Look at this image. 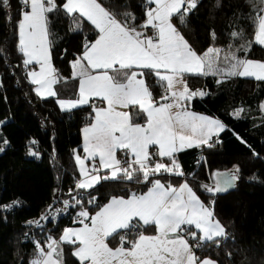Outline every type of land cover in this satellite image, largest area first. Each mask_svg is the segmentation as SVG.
Masks as SVG:
<instances>
[{
	"label": "trees",
	"instance_id": "obj_1",
	"mask_svg": "<svg viewBox=\"0 0 264 264\" xmlns=\"http://www.w3.org/2000/svg\"><path fill=\"white\" fill-rule=\"evenodd\" d=\"M65 1L56 0L60 10L48 13L52 63L60 78L57 95L50 98L35 92L19 51L18 24L27 6L23 0L0 5V206L12 205L9 209L0 208V264H30L37 254L36 242L46 249L49 238L58 240L66 228L81 225L77 222L80 211L92 215L113 197L144 193L157 179L173 186L186 180L225 228L226 238H216L195 249L201 260L264 264V81L231 77L218 82V76L186 74L184 80L190 90L207 93L187 101L186 106L215 117L226 126L218 140L210 143L211 147L206 145L176 156L183 177L161 172L150 175L147 182H138L135 174L133 180H126L120 178L121 173L91 189L79 188L81 203L68 216L55 221V212L65 201L74 200L81 180L75 161V152L82 145L81 131L93 120L94 108L104 107L93 100L63 111L58 104L60 99L77 98L73 62L84 53L87 44L98 38V31L84 18L82 30H72V17L61 7ZM101 2L121 19L125 11L134 13L137 25L146 19L145 7H151L145 5V0ZM258 11L250 0H199L184 23L177 17L172 22L200 55L209 47L225 51L231 47L241 59L264 61V48L255 43L251 18ZM233 31L242 32V37L233 39ZM143 73L154 100L161 102L165 89L159 78L149 69ZM238 109L244 110L239 118L235 115ZM132 113L135 116L137 110L132 109ZM135 121L142 122L143 118ZM158 161L170 165L168 158ZM237 167L235 187L221 193L205 191L203 185L211 186L217 172L232 173ZM93 197L94 202L90 203ZM45 216L48 218L42 219ZM28 221H39L42 227L29 225ZM145 233H154V228L148 227ZM108 244L119 246V237H110ZM73 247L64 245V264H80Z\"/></svg>",
	"mask_w": 264,
	"mask_h": 264
},
{
	"label": "snow or ice",
	"instance_id": "obj_2",
	"mask_svg": "<svg viewBox=\"0 0 264 264\" xmlns=\"http://www.w3.org/2000/svg\"><path fill=\"white\" fill-rule=\"evenodd\" d=\"M198 2L145 0V5L154 7H145L146 19L139 25L135 23L134 13L125 11L123 19H117V14L105 8L99 0H66L62 4L64 13L72 17L73 31L82 30L81 18H86L98 30V38L85 46L83 55L72 65L74 75L79 78V98L60 101L61 107L87 104L90 97H99L107 102L106 108H94L95 123L84 129V152L93 160L98 156L99 165L93 163L89 170L85 159L76 156L80 174L85 177L77 183L78 188L91 189L101 179H116L119 173L123 174L120 178L126 180H133L135 174L138 182H147L150 175L161 172L185 175L175 154L186 148L208 144L214 134L218 136L226 128L217 119L188 110L186 101L196 96L204 97L207 93L190 90L184 80L186 74L219 76L221 80L218 82L233 76L264 81V62L241 59L231 47L228 51L209 47L203 55L192 48L172 20L177 17L184 23ZM8 3L9 0H0V5ZM23 3L30 10L23 13L18 24L19 51L25 57V66L33 63L40 66L38 72L28 73L31 82L38 85L37 94L54 96L56 93L52 86L60 78L50 61L48 13L60 9L56 0H23ZM250 3L259 10L251 17L255 26L254 40L264 45V0H250ZM148 28L152 29L151 36L143 31ZM212 37L215 39V33ZM231 37L240 39L242 32L233 31ZM97 69L103 71L93 74L92 70ZM135 69L151 70L165 89L161 99L171 102L159 103L158 106L153 103L145 81L137 78L143 77V71ZM177 85H181L182 90H175ZM132 105H138L146 113L144 126L132 123L128 112L117 110L118 107ZM261 109L264 110V105ZM242 111L238 109L235 112L237 118ZM152 145L157 148L150 155L149 147ZM118 150H127L126 155L130 158L126 161L117 159ZM31 154L36 155L35 152ZM153 156L167 157L170 165L153 160ZM100 169H109L110 174L102 177L94 174ZM235 172H239L238 167ZM235 172H217L215 185H203L205 191H227L238 178ZM152 185L145 195L132 194L129 199L113 197L94 216L90 217L85 210L80 211L77 222L83 227L66 229L60 241L49 238L47 250L36 242L37 254L30 264H64L62 243L75 246L73 255L80 264H216L209 258L201 260L195 252L217 237L226 238V230L214 218L211 206H205L187 181L179 187H172L157 179ZM94 199L89 202H94ZM80 203L81 200H75V204ZM64 204L65 208L74 206L68 201ZM11 207L0 206L3 209ZM51 211L49 209V213ZM34 223L42 227L39 221H28L29 225ZM145 226H155L157 234L145 235L139 230ZM193 227L201 234L199 239ZM185 233L196 241L194 245L185 238ZM130 235L135 238L129 239ZM113 236L119 237L120 244L116 248L109 247L106 242ZM125 244L129 247L126 248Z\"/></svg>",
	"mask_w": 264,
	"mask_h": 264
},
{
	"label": "crops",
	"instance_id": "obj_3",
	"mask_svg": "<svg viewBox=\"0 0 264 264\" xmlns=\"http://www.w3.org/2000/svg\"><path fill=\"white\" fill-rule=\"evenodd\" d=\"M99 2H100L105 8H107V7L101 2V0H99ZM65 3H66V1H65ZM149 7H150V6H149ZM151 7H154V5H151ZM107 9H108V8H107ZM29 10H30V9H28V7H27L25 11H29ZM108 10H109V9H108ZM25 11H24V12H25ZM84 19L87 20L86 18H84ZM117 19H121V17H120L119 15H117ZM144 21H145V20H144ZM144 21H143V22H144ZM88 22H89V21H88ZM143 22H142V23H143ZM89 23H90V22H89ZM90 24H91V23H90ZM91 25H92V24H91ZM92 26H93V25H92ZM93 27H94V26H93ZM97 31H98V30H97ZM143 31L145 32V35H147V36H151V35L153 34L151 28L144 29ZM258 45H259V44H258ZM260 46L264 48V45H260ZM82 55H83V54H82ZM82 55H81V56H82ZM81 56H79L78 58H80ZM24 58H25V57H24ZM78 58H77V59H78ZM77 59H76V60H77ZM76 60H75V61H76ZM50 61H51V65H52V67L54 68L53 63H52V57H51V48H50ZM75 61H74L73 63H75ZM253 61H257V60H253ZM259 62H264V61H259ZM83 63H86V62H83ZM27 67H28V73H29L30 71H37V72H38L39 69H40V66H39L38 64H35V63L30 64V65H28ZM54 69H55V68H54ZM135 70H136V71H143V70H145V69H135ZM92 71H93V74H100L103 70H99V69H97V70H92ZM160 71H161V73L163 74L164 70L161 69ZM109 74H112L111 71H109ZM56 75H57V73H56ZM73 77H74L76 80H78V89H79V78H78L77 76L74 75V70H73ZM218 77H219V76H218ZM233 77H240V78H244V79H252V80H256V79L253 78V77H242V76H233ZM137 78H138V79H141V78H142V79L145 81L146 86L148 87L147 82H146L144 76H143V77L138 76ZM219 78H221V77H219ZM29 80H30V82H31V77H30V76H29ZM257 81H258V80H257ZM31 83H32V82H31ZM32 84H33V83H32ZM33 85H34V89H35V92H36V88L38 87V85H35V84H33ZM56 85H57V83L54 84V85L52 86V87H53V90L55 91V93H56ZM148 89H149V87H148ZM149 91H150V89H149ZM150 92H151V91H150ZM36 93H37V92H36ZM151 94H152V93H151ZM37 95H38V94H37ZM56 95H57V93H56ZM56 95H54V96H53V95H47V94L45 93V94H43V95H39V96L42 97V98H50V97H56ZM78 98H79V93H78V96H77L76 99H60V100H58V104H59L60 108H61L63 111H71V110L76 109V108H78V107H81V106L87 105V104H89V103H90L91 101H93V100H97V101H100L101 103H103V104H104V107H103V108H106V107H107V102H106V101H103V100H102L101 98H99V97H90V98H89V102H88L87 104H80V105H77L76 107H73V108H67V107L62 108V107H61L60 101H69V100L75 101V100H77ZM152 100H153V103H157V106L159 105V103H170V102H171V100H162L161 102H157V101L154 100L153 95H152ZM185 103H186V105H187V101H186ZM132 109L137 110V114H136L135 116H133ZM117 110H118V111H126V112H128V113H129V116H130V119H131V122L134 123V124H135V123H139V124H141L142 126H144V125L146 124V120H147L146 113H144L142 110H140L138 105H132V106H129L128 108H119V107H118ZM188 110H190L191 112L196 113V114H198V115H203V116H207V117H209V118L217 119V118H215V117H211V116L206 115V114H202V113L195 112V111H193V110H191V109H188ZM173 111H175V109H174ZM137 116L142 117V118H143V121H142V122H136V121H135V118H136V119H137V118H140V117H137ZM217 120H219V119H217ZM219 121H220V120H219ZM94 123H95V114H94V117H93V120L91 121V123H89L88 125H86V126L83 127V129H82V131H81V135H82V145H81L80 150H77V151L75 152V161H76V156L79 155L82 159H85V166H86L87 168H89V170H91L93 163L99 165V157H98V156L95 158V160H93V159H91V158H87V154L84 152V145H85L84 129H85L86 127H90V126H91L92 124H94ZM225 129H226V128H225ZM223 132H224V131L220 132L218 136L214 134V135L212 136L211 140H209V143H208V144H202V145H200L199 147L186 148V149H184V150H182V151L176 153L175 156H177L179 153H182V152H185V151H188V150H192V149H196V148H201V147H203V146L209 145L210 143H212V142L218 140L219 136H220ZM156 148H157V146H155V145H152V146L149 147V153H150V155L156 150ZM126 152H127V150H118L117 153H116V158L119 159V160H124V161L128 160L130 157H129L128 155H126ZM152 159H153V160H161V159H167V157L160 158V157H155V156H153ZM76 164H77V162H76ZM77 167H78L79 174H80V169H79V165H78V164H77ZM224 173H229V172H224ZM94 174L100 175V176L102 177V176H104L105 174H110V170H109V169H100V171H99L98 173H94ZM120 174H121V173H119L118 176H119ZM229 174H232V173H229ZM80 178H81L80 181H82L83 179H85V177L81 176V174H80ZM109 179H111V178H109ZM216 179H217L216 176H214V177H213V182H212V185H211V186H214V185H215V183H216ZM220 179L223 180V177H221ZM237 180H238V179H235V180L233 181L232 186L229 187L228 190L234 187V185L237 183ZM101 181H103V179H101ZM101 181H100V182H101ZM185 181H186V180H184L183 182H185ZM100 182H99V183H100ZM183 182H182V183H183ZM99 183H96L95 186L98 185ZM161 183H164V182L161 181ZM182 183H181V184H182ZM164 184L168 185L167 183H164ZM181 184H179L178 186H173V185H171V186H172V187H179ZM152 186H153V185H152ZM152 186H151V187H152ZM189 186L193 189V187H192L190 184H189ZM151 187H150L147 191H145L144 193H142V194H137V196L147 194V192L151 189ZM87 190H88V189H87ZM193 190H194V189H193ZM215 193H221V192H215ZM117 198H121V197H117ZM122 198H124V199H129V198H131V196H129V197H127V198H125V197H122ZM111 199H112V198H111ZM111 199H110L105 205H107L108 203H110ZM105 205H104V206H105ZM205 206H207V205H205ZM100 210H101V208H100L98 211H100ZM98 211H97V212H98ZM97 212H95L94 214L89 215V216H90V217H91V216H94ZM86 223H87V222H86ZM133 223H135V220L133 221ZM81 227H83L82 224L79 225V226L68 227V228H66V229H69V228H72V229H79V228H81ZM148 227H153V228H154V233H152V234L145 233V230H146ZM66 229H65V230H66ZM65 230H64V231H65ZM139 230H140V231H143L145 235H156V234H157L156 229H155V226H145L143 229H139ZM193 230H194V231H197V238L199 239V237H200L201 234L199 233L198 230H195L194 227H193ZM120 231H124V230H120ZM62 234H63V233H62ZM61 236H62V235H61ZM61 236H60V238H61ZM60 238H59L57 241H60ZM109 238H110V237H109ZM109 238H108V239H109ZM185 238L188 239V240L191 239V237H189V236L187 235V233H185ZM217 238H219V237H217ZM106 242L108 243V240H107ZM189 243H190V241H189ZM64 245H71V246H74V245H72V244H64V243H62V248L64 247ZM108 245H109V244H108ZM76 246H78V245H76ZM74 247H75V246H74ZM74 247H73V251H74ZM109 247H111V248H116V247H112V246H110V245H109ZM117 247H118V246H117ZM126 248H127V247H126ZM46 250H47V247H46ZM74 257H75V256H74ZM75 258H76V257H75ZM76 259H77V258H76ZM63 260H64V248H63ZM77 261L79 262L78 259H77ZM79 263H80V262H79ZM216 264H218V263L216 262Z\"/></svg>",
	"mask_w": 264,
	"mask_h": 264
},
{
	"label": "built area",
	"instance_id": "obj_4",
	"mask_svg": "<svg viewBox=\"0 0 264 264\" xmlns=\"http://www.w3.org/2000/svg\"><path fill=\"white\" fill-rule=\"evenodd\" d=\"M122 161H124V160H122ZM75 192H76V195L74 196V200L73 201H68L70 205H74V206H70V207H67V208H65V205L63 207L61 206L58 210H63V211H59V212L56 211L55 212V221H57L59 218L68 216L70 210L72 208L75 209L79 205V204H75V200L76 199L80 200L79 188L77 186H76Z\"/></svg>",
	"mask_w": 264,
	"mask_h": 264
},
{
	"label": "rangeland",
	"instance_id": "obj_5",
	"mask_svg": "<svg viewBox=\"0 0 264 264\" xmlns=\"http://www.w3.org/2000/svg\"><path fill=\"white\" fill-rule=\"evenodd\" d=\"M175 90H177V91H180V90H182V86L181 85H177L176 86V88H175ZM235 171H233L232 173H234ZM235 175L238 177V173L237 172H235ZM215 176V175H214ZM238 179V178H237ZM111 180H114V179H112L111 178Z\"/></svg>",
	"mask_w": 264,
	"mask_h": 264
},
{
	"label": "water",
	"instance_id": "obj_6",
	"mask_svg": "<svg viewBox=\"0 0 264 264\" xmlns=\"http://www.w3.org/2000/svg\"><path fill=\"white\" fill-rule=\"evenodd\" d=\"M236 186V184L234 185V187Z\"/></svg>",
	"mask_w": 264,
	"mask_h": 264
}]
</instances>
